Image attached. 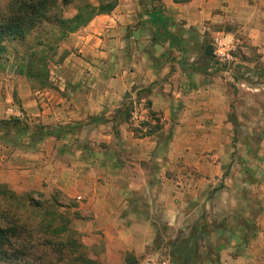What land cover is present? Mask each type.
Instances as JSON below:
<instances>
[{
    "label": "crops",
    "instance_id": "crops-1",
    "mask_svg": "<svg viewBox=\"0 0 264 264\" xmlns=\"http://www.w3.org/2000/svg\"><path fill=\"white\" fill-rule=\"evenodd\" d=\"M150 2L118 0L70 33L50 87L0 79V120L19 110L64 127L39 140L0 128V183L78 197L77 228L102 264H143L194 226L218 264H264V0ZM211 29L236 40L260 87L233 91L189 54Z\"/></svg>",
    "mask_w": 264,
    "mask_h": 264
},
{
    "label": "trees",
    "instance_id": "trees-1",
    "mask_svg": "<svg viewBox=\"0 0 264 264\" xmlns=\"http://www.w3.org/2000/svg\"><path fill=\"white\" fill-rule=\"evenodd\" d=\"M74 1L76 0H7L5 5H0V58L7 52V40L25 42L41 23L50 22L48 13L52 9ZM78 2L77 12L72 17L58 16L54 19L60 27L57 40H63L70 33L85 26L97 14L108 13L118 4V0H101L98 5L87 0ZM156 14H159L156 9L150 12L153 17ZM157 23L164 27L161 19ZM42 42L39 44H45ZM52 49L50 45L49 50ZM211 51L209 49L208 53ZM46 53L45 49H36L22 54L21 72H26L25 75L30 77L41 74L43 70L40 66L44 70L47 66ZM41 81L46 84L48 76H44ZM23 123V119L18 117L0 120L1 127L10 126L15 127L20 133L29 132L33 140L50 135L59 137L64 130V127L56 129L40 125L31 132ZM0 195L4 197L0 205V263L101 264L88 253V246L83 242L81 234L71 225L72 217L61 210L63 205L56 203L54 199L46 200L44 203L35 202L30 196L28 201H19L17 194L1 183ZM201 239V230L194 226L188 234L170 243V255L180 264H199L202 259ZM126 261L135 264L128 257ZM210 264H218V260L211 261Z\"/></svg>",
    "mask_w": 264,
    "mask_h": 264
},
{
    "label": "rangeland",
    "instance_id": "rangeland-1",
    "mask_svg": "<svg viewBox=\"0 0 264 264\" xmlns=\"http://www.w3.org/2000/svg\"><path fill=\"white\" fill-rule=\"evenodd\" d=\"M7 0H0V5H5ZM95 5H98L101 0H87ZM111 1V0H107ZM152 5H161V0H151L150 2ZM160 3V4H159ZM77 4H79L78 0L64 6L59 5V8L52 9L48 16L50 17V22H43L41 23L32 34H30L25 42L21 41H11L7 40L6 45L8 47L7 52L3 53L2 58H0V79L5 82H10V84L16 85L15 88L19 86V84L28 83L32 89H41L45 87H50V76L52 75V70L54 71V64L65 54V52L61 49L63 42L68 38V35L63 40H57L58 36L60 35L59 30L60 27L55 23L54 19H56L58 16L63 17H72L77 12ZM57 34H55V33ZM199 34V32H197ZM214 31L211 30H204L199 35L202 36V48L200 49L199 46L194 48V46L189 47L190 51L189 54L192 55V57H195V60L198 61V63H201L200 66L204 67H211V70L208 71L210 75L213 76H222L223 78L228 79L227 82L230 83V88L233 89V91L236 90L239 91V88H241V82H244L246 86H259V81L255 80L253 78H248L245 76V73L247 72L248 66L247 64H243L242 62H239L240 55L243 54V49L239 47L238 45L237 50L234 52V55L236 57V60L231 61L230 63H220L214 56L213 53V40H214ZM42 39V40H41ZM45 42V44H39L41 41ZM233 40V39H232ZM236 41V40H234ZM42 42V43H43ZM50 45H52L53 49L49 50ZM188 48V49H189ZM38 49H45L47 51L46 53V68H42L40 66V69L43 70L41 74L33 75V77L25 75L26 72H21V65H22V58L24 53H30L33 50ZM211 49L212 51L208 53V50ZM203 56H206V59H203ZM227 73H223V72ZM234 75V77H232ZM44 76H48V82L46 84H43L41 79ZM246 86H243L246 88ZM17 93V92H16ZM257 99H261L264 101V97H259L257 95ZM17 100V99H16ZM245 114V112H244ZM264 115V111H256L253 112V117L255 119H260ZM23 125L28 126V131H35L37 127H40L41 124L38 122L28 124L25 120H23ZM0 128L3 130V127L0 126ZM9 126H4V131L6 133H10ZM17 129L13 127V130ZM12 130V131H13ZM239 131V138H247L246 132L248 129L246 127H241L238 129ZM254 135L256 133H261L262 128L254 127L253 129ZM24 134V133H21ZM242 147V146H240ZM5 184L9 187V190L12 192H15L19 198V201H28V196L33 198L35 202H41L44 203L46 200L54 199L56 203L63 205L61 210L65 213L69 214L72 217V223L74 229H76L80 234L81 237L83 233L80 232L79 228V219L81 216L79 214L78 205H79V198L74 197L71 198L69 196L64 195V193L61 190H53L49 193H45L44 191L36 190V189H25V190H14L11 186H9L7 183H1ZM50 195V196H49ZM0 205H2V201L4 200L3 195H0ZM13 201V199H12ZM81 201V200H80ZM16 203V202H15ZM213 247H217V245L212 244ZM167 240L166 239H160L159 242L156 244V247L158 250L155 252L156 254L160 256H168L170 255V250L167 248ZM209 248H212L210 243L208 242H202V253L204 255L209 256L210 261H214L217 259L216 252L209 250ZM103 251L102 248L99 247L97 244L96 246H88V253L91 257H94L99 260V255ZM100 261V260H99ZM101 262V261H100ZM2 264V263H0ZM102 264V263H101Z\"/></svg>",
    "mask_w": 264,
    "mask_h": 264
},
{
    "label": "built area",
    "instance_id": "built-area-1",
    "mask_svg": "<svg viewBox=\"0 0 264 264\" xmlns=\"http://www.w3.org/2000/svg\"><path fill=\"white\" fill-rule=\"evenodd\" d=\"M238 45L234 40H229L225 36L216 35L213 40V53L215 58L220 63H230L231 61L236 60L234 52L237 50ZM247 76H250L251 73H246ZM140 104L135 103L134 108L131 114V121L135 126H139L142 120L145 118L141 115ZM13 115L17 117H22L23 114L21 111L16 110L13 112ZM143 264H180L175 261L171 255L160 256L156 253L149 254L143 261Z\"/></svg>",
    "mask_w": 264,
    "mask_h": 264
}]
</instances>
